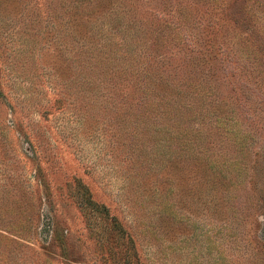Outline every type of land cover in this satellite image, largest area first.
<instances>
[{"label":"rangeland","instance_id":"374dc122","mask_svg":"<svg viewBox=\"0 0 264 264\" xmlns=\"http://www.w3.org/2000/svg\"><path fill=\"white\" fill-rule=\"evenodd\" d=\"M0 264H264V0H0Z\"/></svg>","mask_w":264,"mask_h":264},{"label":"trees","instance_id":"16d2710c","mask_svg":"<svg viewBox=\"0 0 264 264\" xmlns=\"http://www.w3.org/2000/svg\"><path fill=\"white\" fill-rule=\"evenodd\" d=\"M99 4H102V2H99ZM170 129H172V130L175 131V130H178L179 128H175V127L173 126V127H171ZM192 134L195 135V136H198V134H199V128L196 127L195 130H192ZM176 137H178V136H176ZM179 138H181V139H185V138H187V135H184L183 137H180V136H179ZM185 141H187V139H185Z\"/></svg>","mask_w":264,"mask_h":264}]
</instances>
